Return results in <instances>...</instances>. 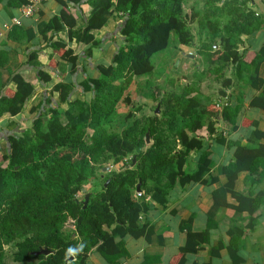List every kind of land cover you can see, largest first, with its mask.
Masks as SVG:
<instances>
[{"label": "trees", "instance_id": "16d2710c", "mask_svg": "<svg viewBox=\"0 0 264 264\" xmlns=\"http://www.w3.org/2000/svg\"><path fill=\"white\" fill-rule=\"evenodd\" d=\"M81 1L92 6V13L84 27L77 28L68 7ZM255 1L60 0L64 8L40 24L44 44L27 47V61H20L17 51L0 50V119L26 115V125L4 134V145L0 141V264H86L95 251L118 264L127 254L124 237L145 234L140 216L151 203L166 206L176 185L204 179L212 155L204 144L216 133L214 108L223 105L210 82L222 77L221 93L226 95L232 82L227 72L233 67L235 77L259 92L250 105L264 109V45L251 62L240 48L244 36L264 27V12L259 4L253 5ZM114 11L123 14L115 51L109 62L96 63L99 42L93 31L101 29ZM63 30L69 41L88 45L82 56L92 60L93 74L88 63L76 81L53 80L51 66L40 59L47 45L54 51L50 60L63 50L60 56L67 63L59 64L62 73L81 57L66 39H55ZM10 33L18 41L36 37L34 30L21 32L18 25ZM23 33L25 37H19ZM196 38L204 66L195 67L190 82L176 84V76L154 79L156 54L173 41L178 50L193 46ZM30 71L36 79L28 77ZM37 82L46 91L28 107ZM9 83L15 84L12 94L6 92ZM139 93L155 102L152 113L136 101ZM258 147L238 144L235 160L226 167L232 179L245 168L243 160H251V172L264 167V154H256L264 144ZM192 154L197 167L189 172ZM226 190L239 201L238 217L250 212L247 227L253 228L258 201L237 194L232 180ZM215 213L216 208L209 211L204 231L190 232L197 243L217 224ZM240 232L234 226L229 235ZM42 249L49 253H35ZM150 261L148 257L143 264Z\"/></svg>", "mask_w": 264, "mask_h": 264}, {"label": "crops", "instance_id": "0c3cea01", "mask_svg": "<svg viewBox=\"0 0 264 264\" xmlns=\"http://www.w3.org/2000/svg\"><path fill=\"white\" fill-rule=\"evenodd\" d=\"M11 0H3L0 3V50L9 49L17 51L20 55V61H27L26 48L29 46L44 44V39L39 32L41 23L49 22L54 16L59 15L64 8L60 0H44L37 11L30 17L23 15V7L27 0H14L16 4H10ZM259 4L264 12V0H257L253 4L255 7ZM113 8V7H112ZM111 8V9H112ZM259 8V7H257ZM68 10L76 18V27H84L85 20L92 13V6L87 3L70 4ZM123 14L114 11L108 22L101 28L94 30L95 39L99 46L95 51L93 60L96 63L109 62L116 48L118 39V30L123 23ZM20 17L22 19L21 32L34 30L36 37L30 41H18L10 37L11 29L4 28L6 23H11L12 19ZM51 35V33H49ZM19 37H25V34H19ZM63 38L69 43L76 53H79L78 64L72 68L60 72L58 66L60 63H67L61 59L62 51H58L52 60L48 56L53 55V48L47 45L40 56L44 64L51 66V74L54 81L67 79H80L84 66L88 67L89 73L92 68V60L83 55L88 45L78 44L74 39L69 41L66 36V30L55 34V39ZM245 43L241 45V50L246 53L245 60L251 62L257 54V51L264 45V27L256 34L244 36ZM193 46L181 45L183 54L196 58L198 63L191 68L194 73L199 69L201 53L198 49L199 40L196 38ZM185 46L187 49L183 48ZM192 49H191V48ZM190 51H193L190 54ZM197 56V57H196ZM100 58H106L100 60ZM89 63V64H88ZM179 64V62H178ZM196 67V68H195ZM31 79L35 78V72L30 71ZM234 68H230L227 76L232 78V82L225 89L226 95L221 93L223 78L213 79L211 83L214 95L217 101H221V107H215L214 112L217 115L214 133L209 139H206L204 149L209 148L212 152L209 172L205 174L202 181L191 182L186 185L178 184L170 192L168 204L166 206L159 203H151L150 210L140 216L141 223L146 224V232L142 236H125L124 243L127 254L118 259V264H143L150 257V264H264V167H255L251 172L247 166H250V159L243 160L245 168L237 172L235 179H232L226 169L234 160L238 144L247 147L259 148V144H264V109L250 105V101L256 97L258 91L250 88L244 81L235 77ZM264 76V65L261 68ZM189 76H191L189 74ZM205 89L208 85L202 82ZM36 96L30 100L28 107L39 101V97L45 88L36 83ZM7 93L12 94L15 90V84L9 83L6 87ZM77 90L79 88L77 87ZM76 90V91H77ZM66 107V105H63ZM27 107V108H28ZM26 108V109H27ZM24 109V110H26ZM20 122L11 117L10 121L0 119V141L2 145L6 143L4 134L17 130L20 126H25L24 119L26 115L16 116ZM19 123L16 127V124ZM26 124V123H25ZM263 134L258 136V131ZM208 149V150H209ZM256 154L263 157L264 150L256 149ZM197 164L194 155H191V161L187 171L194 172ZM234 182V190L237 194L253 198L258 201L253 217H255V226L248 228L247 224L251 218L250 212L245 211L242 217L236 214V206L239 201L235 195L226 190L228 181ZM227 192V193H226ZM260 198V199H259ZM216 208L215 221L217 224L205 236L204 241L196 242V239L190 236V232H202L208 223V213ZM250 217V218H248ZM236 226L242 230L237 236H230V230ZM86 264H115L112 260L105 258L100 252H92Z\"/></svg>", "mask_w": 264, "mask_h": 264}, {"label": "rangeland", "instance_id": "374dc122", "mask_svg": "<svg viewBox=\"0 0 264 264\" xmlns=\"http://www.w3.org/2000/svg\"><path fill=\"white\" fill-rule=\"evenodd\" d=\"M183 48L185 50L187 49L185 46H183ZM190 48L188 52L192 54L193 51H190L192 49ZM216 48H218V46ZM218 53H219V50L215 51L213 54L216 55ZM158 54L154 56V63L156 67L155 73L153 75L154 79H157V78H159L160 80L166 79V78L173 79V77L176 76L177 78V80L175 79L176 84L177 83L182 84V82L191 81V76H189V74L191 75L192 73H189V72H191V68L194 67V64L196 63V58H192L187 54H183L182 51L178 50L177 47L174 45V41L172 42L171 46L167 50H165L164 52H160ZM105 59L106 58H100V60H105ZM199 59H200L199 67L202 68L204 66V63L202 62V59L200 58V56H199ZM177 62H179V64ZM168 69L171 71V73H168L167 71ZM94 72H95V69L91 71L92 74ZM205 84L208 85V81H205L204 85ZM224 84L225 82L223 80L222 88L224 87ZM153 88L159 92V90L155 86ZM78 96L84 98L83 94L79 93ZM136 101L139 102L140 105L143 106L144 112L146 113H152L156 106L155 102L150 97L145 96L143 93H139V95L136 97ZM14 119L20 122V119H18L17 117H15ZM23 124L26 125L25 123H21V125Z\"/></svg>", "mask_w": 264, "mask_h": 264}, {"label": "built area", "instance_id": "2783aa9c", "mask_svg": "<svg viewBox=\"0 0 264 264\" xmlns=\"http://www.w3.org/2000/svg\"><path fill=\"white\" fill-rule=\"evenodd\" d=\"M44 0H27L26 4L23 7V15L26 17L32 16L38 9V6L43 2ZM15 25H22V19L20 17H15L12 19L11 23H6L4 25V28L10 29L12 26ZM217 107H221L220 104L216 105Z\"/></svg>", "mask_w": 264, "mask_h": 264}, {"label": "water", "instance_id": "95a60500", "mask_svg": "<svg viewBox=\"0 0 264 264\" xmlns=\"http://www.w3.org/2000/svg\"><path fill=\"white\" fill-rule=\"evenodd\" d=\"M177 63H178V62H177ZM174 68H176V67H174ZM159 111H160V108H159V105H158V107H157V112H159ZM146 142H147V143H150V142H151V139H150V133H149V132L147 133V136H146ZM140 151H141V147L138 148V152H140ZM133 161H134V163L136 162V156L134 157ZM104 169L106 170V169H108V167H105ZM108 181H109V180H108ZM108 181H107V182H108ZM137 190L140 191V184L138 185ZM88 199H89V194H86V197H85V200H84V205H85V206H86V204L88 203ZM35 253H45V254H48L49 251H48L47 249H42V250H40V251H38V252H35Z\"/></svg>", "mask_w": 264, "mask_h": 264}]
</instances>
